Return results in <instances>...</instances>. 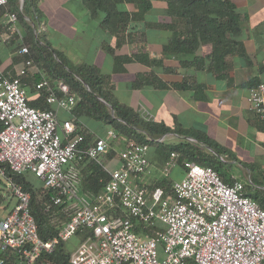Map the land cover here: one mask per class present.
<instances>
[{"label":"built area","instance_id":"built-area-1","mask_svg":"<svg viewBox=\"0 0 264 264\" xmlns=\"http://www.w3.org/2000/svg\"><path fill=\"white\" fill-rule=\"evenodd\" d=\"M7 2L0 0V7ZM4 17L9 32L16 33L17 14ZM27 52L26 46L19 50ZM30 65L25 60L14 77L0 71V181L7 192L0 189V196L14 199L0 218V264H53L48 256L77 234L83 239L68 264H264V208L244 193L242 182L226 183L213 168L187 161L168 191L147 185L152 172L147 152L162 137L137 143L109 128L86 142L73 119L58 121V109L70 113L76 104L62 81L41 78L34 85L51 108L28 105L20 77ZM247 100L264 121V76L249 87ZM108 151L117 154V167H104L109 177L98 193H81V162L99 163ZM177 157L169 155L162 174L168 175ZM7 169L33 172L50 191L43 207L51 212L55 235L40 238L30 193Z\"/></svg>","mask_w":264,"mask_h":264},{"label":"crops","instance_id":"crops-1","mask_svg":"<svg viewBox=\"0 0 264 264\" xmlns=\"http://www.w3.org/2000/svg\"><path fill=\"white\" fill-rule=\"evenodd\" d=\"M26 1L29 11L24 18L32 27L35 37L41 38L73 62L92 64L102 73L110 74L115 97L134 109L143 108L145 112L140 113L146 118L162 121L172 128L178 122L183 128L192 127L206 133L222 151L219 152V159L224 163L223 181L242 182L244 193L264 208V121L250 108L247 100L249 87L264 76V0H232L242 19L237 40L241 42L244 55H227L217 72H214L210 60L206 58L204 68H196L193 64L184 67L178 58L163 55L162 45L167 42L170 32L149 28L145 29L144 49L151 57L160 59V65L149 67L131 62L126 65V72H112L113 59L103 49V44L113 46L115 40L97 27V21L91 18L82 0ZM152 1L153 8L145 14V18L150 21L163 19V11H156L160 6L163 9V4L158 0ZM23 4L24 0L20 7L18 0L20 11L23 10ZM82 21L84 24L80 28ZM15 30V34L24 35V27L20 23L16 22ZM148 37L156 40L149 41ZM138 47L140 45H127L120 51L131 53ZM20 48L15 35L8 30L5 17H0V71L4 75L15 76L22 67L23 62L14 58L23 55L19 53ZM86 52L98 57L86 62L80 54ZM199 52L204 55L202 51ZM28 70L33 69L28 67ZM150 71L158 75L161 84L166 87L153 84L130 87L137 75H146ZM183 82L185 88L174 87ZM25 89L28 101L38 104L34 85L27 83ZM57 111L59 122L67 119L66 111ZM79 123L81 129L85 128L94 138L106 132V125L101 122L83 118ZM182 139L175 133L162 136V142L166 144H175ZM188 139L195 142L192 138ZM160 148L153 144L148 149L151 171L163 165L158 160L164 159ZM116 157L115 152L108 151L99 157V163L102 167L116 168ZM173 169L167 175L169 179H180L183 168L175 164Z\"/></svg>","mask_w":264,"mask_h":264},{"label":"trees","instance_id":"trees-1","mask_svg":"<svg viewBox=\"0 0 264 264\" xmlns=\"http://www.w3.org/2000/svg\"><path fill=\"white\" fill-rule=\"evenodd\" d=\"M158 1L163 4L164 18L148 21L145 14L153 8L152 0H82L91 18L97 21V27L115 40L113 46L103 44V49L113 59L112 72H126V65L131 62H139L149 67L160 65L161 60L151 57L143 44L131 53L120 51L124 46L145 42L146 28L170 32L167 42L162 45V53L178 58L184 67L193 64L196 68H204L206 58L210 60L214 72H217L227 55L233 53L244 55L241 42L237 40L241 32L242 19L232 0ZM28 11L29 3L27 4L26 0L22 11L19 10L18 0H8L5 6L0 7V17H4L5 13L15 12L17 23L24 27V35L13 34L17 44L28 49L21 57L16 55L15 60L24 63L29 59L31 61L29 68L33 69H27L26 74L20 77L25 86L27 83L35 85L41 78L65 83L70 94L76 97V104L70 113H67V119H73L79 127L81 119L89 118L106 125V130L114 128L126 138L146 144H152L167 133H175L183 139L175 144L157 142L164 155V159H159L160 162H166L169 155L176 152L178 154L176 164L179 167L183 168L184 162L187 161L209 166L217 171L223 180L222 163L217 161L214 154L204 152L201 146L210 147L215 151L220 149L206 133L192 127L183 128L178 122L172 128L162 121L144 117L139 111L119 101L114 95L110 74L102 73L92 64L73 62L65 54L43 42L41 38L35 37L32 27L24 18ZM199 51L204 55H200ZM144 84L166 87L153 71L146 75H137L130 87L140 88ZM174 87L185 88L184 82L175 84ZM37 93L38 104L30 103L26 97L28 105L38 110L51 108L45 102L46 93L43 90H37ZM1 129L0 123V131ZM80 132L85 134L86 142L95 139L85 128L80 127ZM188 138L194 139L195 143ZM84 159L80 165V192L94 195L102 189L109 174L98 162ZM6 173L12 175L14 181L30 193V210L40 238L46 240L55 235L57 227L50 221L51 212H46L43 207V202L50 195V191L34 173H31V180L26 173L16 174L8 169ZM155 185L168 191L170 182L163 179ZM132 221L135 222L133 218ZM134 231L139 232L140 228L134 225ZM62 245L63 243H60L48 256L53 264H68L69 252Z\"/></svg>","mask_w":264,"mask_h":264},{"label":"rangeland","instance_id":"rangeland-1","mask_svg":"<svg viewBox=\"0 0 264 264\" xmlns=\"http://www.w3.org/2000/svg\"><path fill=\"white\" fill-rule=\"evenodd\" d=\"M160 3H162V2H160ZM160 10H162L161 9V6L160 7H157L156 8V11L158 12V11H160ZM146 20H148V21H150L149 19H146ZM152 21H155V20H152ZM83 21L82 22H80V28H82L83 27ZM97 38V37H96ZM149 38V41H150V39H152V41L153 40H156V39H154V37H148ZM157 38V37H156ZM143 44V47L144 46H146V41L145 42H143V43H137L136 45H142ZM74 45H75V43H74ZM76 46V45H75ZM134 47V46H133ZM136 47V46H135ZM80 48H81V46H80ZM146 48V47H145ZM81 54V56H83L82 57V59L83 60H85L86 62H89V61H92V60H95L96 59V57H98L97 55L95 56V55H93L92 53H87L86 52V54H82V53H80ZM72 61H74V60H72ZM90 63H94V62H90ZM135 109H137V111H139V112H145L144 110H143V108H141V107H135ZM143 116H144V114H142ZM145 117V116H144ZM195 143V142H194ZM202 147H203V149H204V152H206V153H208V154H214L215 155V158L217 159V161H219V162H221L222 163V165L224 166V163H223V160L222 159H219L220 157H219V152H222L221 151V149H218V151H215L214 149H212V148H210V147H206V146H204V145H201ZM159 160V159H158ZM168 160V159H167ZM166 160V161H167ZM165 164H166V162H164ZM164 163H162L161 162V164H163V165H159L158 167H154L153 168V171L151 172V174H150V176H148L147 177V179H146V184L147 185H150V184H158V183H160L163 179H167V181L169 180V182L171 183V180L169 179V177L168 176H165L164 174H162L163 172V168H164V166H165V164ZM199 165V164H198ZM178 166V165H177ZM201 166V165H200ZM203 166V165H202ZM179 167V166H178ZM181 168V167H180ZM172 169V171L174 170L173 169V167L171 168ZM171 169L169 170V172L171 171ZM222 172H223V176L225 177V173H224V169L222 170ZM31 173H33V172H27L25 175L26 176H28L29 177V180H31L32 178H31ZM165 177V178H164ZM172 179H173V177H172ZM0 189L3 191V193L4 194H6L7 192H5L6 191V188H5V184H4V182L3 181H0ZM13 202H14V199H8V200H6L5 198L3 199L2 198V200L0 201V218H2L4 215H5V213L8 211V210H10L11 208H12V206H13ZM83 239V235H81V234H77V235H75V236H73V237H71V238H69L66 242H63V248L67 251V252H71L76 246H77V244L79 243V241L80 240H82Z\"/></svg>","mask_w":264,"mask_h":264},{"label":"water","instance_id":"water-1","mask_svg":"<svg viewBox=\"0 0 264 264\" xmlns=\"http://www.w3.org/2000/svg\"><path fill=\"white\" fill-rule=\"evenodd\" d=\"M101 100V99H100Z\"/></svg>","mask_w":264,"mask_h":264}]
</instances>
